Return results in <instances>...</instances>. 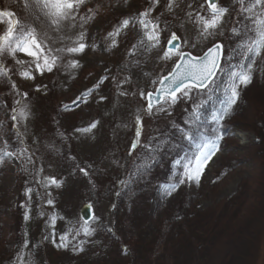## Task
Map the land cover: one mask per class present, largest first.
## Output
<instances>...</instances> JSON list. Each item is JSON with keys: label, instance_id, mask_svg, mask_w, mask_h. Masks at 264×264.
Instances as JSON below:
<instances>
[{"label": "rangeland", "instance_id": "1", "mask_svg": "<svg viewBox=\"0 0 264 264\" xmlns=\"http://www.w3.org/2000/svg\"><path fill=\"white\" fill-rule=\"evenodd\" d=\"M104 1L87 0L85 3L87 6L94 7V3L97 2L104 7L94 9L95 18L85 24L84 29L79 27L80 15L87 17L91 13L87 10L80 12L77 16V27L72 29L71 33H65L74 37L78 32L87 30L85 43L94 42L95 50L88 48L79 56L63 54V59L59 61L61 67L58 71L61 82L59 99L60 104L67 111L63 125H67L68 122L72 124L73 151L77 159L81 161L77 160L76 163L75 159H70L67 165H62V160L53 154L51 145L47 142L51 137L46 135V129H43L44 118L38 117L41 102L39 99L49 95L47 82L53 71L58 68H54L52 72H45L41 76L34 71L35 65L17 64L20 72L31 71L36 77L35 80L23 79L19 72V79L24 82L27 89H33L38 97L33 94L34 98L29 105L17 111L11 110L5 113L7 118H11L13 113L17 115L20 130L25 135L27 143L35 149L34 152L39 159L36 178L46 197L45 206L52 214V221L46 227L44 236L52 243L56 253L52 259L58 264H76L83 258L89 261H105L108 264L118 262V257L115 254L113 256L114 251L109 248L107 251L105 248L107 243L102 240V234L104 230L112 229L115 224L113 216L115 205L119 194L129 184L127 170L136 159L137 148L143 145L147 138H152L157 133L169 132L171 140L167 147L168 152L163 162L158 164L150 174L143 190L141 192L139 190L134 196L135 190L141 186L139 184L132 192L133 195L127 198L125 209L120 212L121 216L134 214L136 226L141 229L146 228L152 218V212L158 206L168 210L186 199H191L196 211L200 212L218 206L223 200L233 197L239 192V187L249 179L264 182V165L260 163L259 158L249 157L254 155L258 140V135L251 128L255 118L254 113L251 112V124L249 122L251 117L234 118L229 129L224 130V127H220L219 134L214 122L221 116L220 113L231 95L230 89L234 82L230 73L240 70L237 67L240 62L231 60L240 49L238 46L229 56L228 65L218 75L208 102L202 101L203 94L197 90L194 92L192 89L187 96L179 94V98L171 106L160 105L153 108L149 114L145 111L147 99L141 98L140 95L142 91L145 96L148 92L155 91L160 79L171 72L178 59V57H173L172 60L159 59L171 35H167L163 30L164 20L168 23L165 26H168L171 33L175 32L183 40V51L202 55L207 48L226 39L228 33H234L235 24L241 17V6L236 0L219 1L217 6L224 7L228 11L216 33L206 38L200 35L199 26L195 23L197 14L206 18L209 16L207 5L201 7L203 0H176L171 11L167 10L168 0H158L150 15L145 16V20L158 23L162 29L159 48L151 52L143 48L133 49L132 45L143 39L139 13L152 7V4L147 7L141 0H120L108 5ZM7 3L10 4L7 9L15 11L17 18L23 20L27 14L22 13L15 3L6 1ZM245 6H247V0ZM255 11L257 13L264 11V6ZM189 13L192 14L191 18ZM125 18L133 19H130L128 27L123 28L116 36L118 47L105 51L104 47L110 41L104 40V35L113 31L116 23L119 26L120 21ZM252 19L255 17L253 16ZM185 40H187L186 46ZM69 43L66 41L64 46ZM54 47H61V45L58 43ZM263 54L262 50L261 55L255 57L256 64L253 68H258L259 72L264 67ZM17 59L31 60L22 53L17 54ZM73 59L79 61L82 67L69 69L64 66ZM244 63L247 66L248 61ZM104 76L107 79L91 94L86 95L82 101L74 103L78 96L97 85L100 78ZM126 77L130 79L126 80ZM153 81L156 83H152ZM37 86L41 87L40 91H36ZM244 87L241 85L237 89L238 96L244 95ZM121 92L126 94L121 95ZM161 107L166 108L167 111H160ZM20 112H24L26 116L21 118ZM137 116L140 117L141 131L139 143L133 148L137 140ZM192 118H197L196 120L202 124L206 121L210 127L207 131L195 128L188 124ZM93 122H96V127L91 132L77 131V129L88 127ZM211 144L218 145L219 150L204 168L199 184L188 181L186 167H192L195 157L202 151H206V146ZM6 153L11 152L6 151ZM6 157L10 169L0 185L2 184L3 192L7 193L4 201L10 208L15 207L18 201L16 173L23 168V163L20 151ZM74 164H79L78 172L73 168ZM81 169H84L87 175ZM46 178H55L63 183L59 188L55 185L45 187ZM180 179H185V183L180 184L176 191L168 195L167 189L178 184ZM49 200L52 201L51 204L48 203ZM84 204H93L96 208L95 220L87 225L91 235H85L82 230L84 221L81 219L80 211ZM256 216L260 226L258 228L259 249L254 264H264V204ZM53 217H55L54 224ZM69 229H71L70 233ZM65 235L68 237V246L66 249L59 248L58 245L65 243L61 240V237ZM80 248L84 250L81 252ZM223 253L224 248L219 251V256L223 257ZM18 262L20 264V261Z\"/></svg>", "mask_w": 264, "mask_h": 264}, {"label": "trees", "instance_id": "2", "mask_svg": "<svg viewBox=\"0 0 264 264\" xmlns=\"http://www.w3.org/2000/svg\"><path fill=\"white\" fill-rule=\"evenodd\" d=\"M6 1L9 2L0 0V10L8 8L10 4H6ZM115 1L120 0L104 2L110 5L115 4ZM141 2L147 7L151 4V0ZM94 5L92 7L84 4L80 12L104 7L97 2ZM240 16L234 28L239 35L228 33L223 40L226 57L243 42L250 43L249 37L254 35L250 31L255 27L251 19H246L248 16L246 14ZM165 22L164 20L163 30L170 35L171 30L165 26L168 24ZM117 25L118 23L115 26ZM6 27V24H0V30ZM242 51L238 49L233 57L235 61L241 62ZM228 62L227 59L223 68ZM3 63L6 68L12 70L9 71L8 77H0V158L3 159V163L0 164V182L8 175L10 169L8 158L3 155L6 151L11 153L20 151L23 168L16 173L19 194L15 207L8 208L4 201L7 193L3 192L2 184L0 185V264H19L18 261L20 264H58L52 259L56 255L55 249L44 236L46 227L52 221V214L45 206L46 197L36 178L39 159L34 152L35 149L27 143L25 135L22 134L17 115L13 113L17 117L14 121L13 115L7 118L5 114L7 111L11 112L14 109L17 111L29 105L36 94L33 89H27L24 82L19 79L20 70L15 61L9 57L5 58ZM59 68L53 71L51 78L49 77L51 80L48 79L49 95L39 99L41 102L38 117L45 120L43 129H46V135L51 137L47 142L51 145L53 154L62 160V165H67L70 159H75L76 163L77 160L79 162L81 160L77 159L73 151L72 124L68 122L67 125H63L67 111L59 99L61 92ZM262 69L259 72L258 68H253L252 82L244 87V95L238 96L233 104L227 102L215 126L217 133L220 127L227 130L234 118H249L253 112L256 119L253 118L251 124V117L249 122L258 135V140L254 155L249 157L259 158L260 163L264 165V67ZM13 83L16 85L15 89L12 87ZM215 84L207 91L199 92L204 95L202 101L208 102L211 99ZM196 119L192 118L188 124L207 131L210 125L206 121L202 124ZM169 140L171 139L168 131L157 133L154 137L147 138V141L137 148L136 159L127 170L129 184L121 191L115 205L113 230L107 228L103 234V229L101 231L102 240L107 243L105 245L107 251L108 248L114 251L113 256L115 254L118 257L116 264H254L259 249L260 226L256 220V213L260 212L264 204V182L249 179L239 187V192L233 197L200 212L196 211L191 199H186L168 210L158 206L152 212V218L144 229L136 226L134 214L121 216L120 212L125 209L127 198L133 195L132 192L139 184L141 186L135 190L134 196L139 190L141 192L152 171L163 162L168 152ZM74 166L78 172L79 164ZM29 189L30 192L27 191ZM25 215L28 219H25ZM222 248L223 257L219 256ZM104 262L83 258L76 264H108Z\"/></svg>", "mask_w": 264, "mask_h": 264}, {"label": "snow or ice", "instance_id": "3", "mask_svg": "<svg viewBox=\"0 0 264 264\" xmlns=\"http://www.w3.org/2000/svg\"><path fill=\"white\" fill-rule=\"evenodd\" d=\"M9 2L15 3L21 12L27 15L21 20L17 18V13L15 11L7 9L0 10V24L7 25L5 29L0 30V77H8L9 71L12 70L4 66L3 60L5 58L10 57L16 64L20 65H24L25 63L35 65L34 71L43 76L45 72H52L54 68L60 67L59 61L63 59V54L79 56L88 48L95 50L96 44L94 42L90 41L85 43L86 36L88 35L87 30L78 32L74 37L65 34L66 32L71 33L72 29L77 27V16L80 14L81 6L84 5L87 0H9ZM236 2L241 6V15L244 13L250 14L245 18L251 19L255 27L250 29L254 34L252 37H249L251 42L238 45V48L243 50L242 60L237 65L240 70L230 73L234 83L230 89L231 95L229 97V104L235 103L239 95L237 89L241 85L246 87L251 83L253 67L256 64L255 57L260 56L261 51L264 50V11L259 13L255 11L257 8L264 6V0H247V6H245L246 0H236ZM156 3H158V0H151L152 7L139 13V25L143 31V39L133 44V49L143 48L151 52L153 49L159 48L160 32L162 29L158 23L152 20H145V16L150 15ZM174 4H176V0H168L167 10L171 11ZM204 5L208 7L209 16L206 18L197 14L195 23L199 26L198 30L200 35L206 38L216 33V30L221 26L223 18L228 10L224 7H218V0H203L201 7L203 8ZM189 7H191V5H189ZM88 12L91 13V15L87 17L80 15L79 27L81 29H84V25L95 18L93 9H88ZM188 15L191 18L192 14L189 13ZM253 16L255 19H252ZM130 19L133 18L121 20L119 26H115L113 31H109L104 35L103 39L110 41V43L104 47L105 51L118 47L116 36L121 33L123 28L128 27ZM38 29L40 30L38 31ZM233 32L239 35L236 29H233ZM66 41L70 43L64 46ZM58 43L61 47H54ZM184 45H187V40L184 41ZM129 51L131 52V50ZM220 52L221 45L217 43L209 48L204 56H192L191 53L182 50L180 37L175 32L171 33L170 38L167 40V46L159 59L172 60L173 57H178V59L175 61L172 71L168 75L163 76L159 81L160 84H164L165 81H167V86L157 88L155 92L147 93V96H145L143 91L140 93L141 98L148 100L145 111L151 114L156 104H168L171 106L179 98L177 93L187 96L193 88L206 89L210 83L214 82V78L219 70L220 66L218 61ZM18 53L30 57L31 60L24 61L17 59ZM244 61H248L247 66ZM64 66L69 69L82 67L79 61L75 59L68 61ZM145 75H147V73H145ZM20 76L23 79H36V77L32 75V72L27 70L20 72ZM106 79V76L101 77L97 85L88 89L85 93H82L81 96H78L74 103L82 101L86 95L91 94V92ZM127 79L130 78L126 77V80ZM235 81H238V83H235ZM152 83H156V81ZM12 87L15 89L16 85L13 83ZM44 87L46 88L47 86L45 85ZM40 90L41 87L37 86L36 91ZM120 94L125 95L126 93L121 92ZM65 107L67 108V106ZM159 110L167 111V109L163 107ZM13 111H15V109ZM19 115L21 118L26 116L24 112H20ZM12 119L15 121L17 117L13 115ZM136 124L137 140L133 144V148L139 143L141 131L139 116L136 118ZM95 127L96 122H93L88 127L77 129V131L89 133ZM206 149V151H202L195 157L192 167H186V179L188 181H194L197 185L200 182V177L203 175L204 168L207 167L219 150L216 144L206 146ZM3 155L11 156L13 153H4ZM2 163L3 159L0 158V164ZM81 171L87 175L84 169H81ZM62 183L63 181H57L55 178H46L44 186L55 185L59 188ZM183 183H185V179H180L178 184L172 185L167 189V194L171 195L177 190L179 185ZM27 191L30 192L31 189ZM48 203L51 204L52 201L49 200ZM89 211H91L90 206ZM25 219H28L27 215H25ZM54 222L55 217H53V224ZM87 225L88 220L85 219L82 230L85 235H91L92 233L89 231ZM70 232L71 229H69V233ZM77 234H79V232H77ZM61 240L65 241V243L58 245V247L66 249L68 246L67 235L62 236ZM25 247H27V245H25ZM83 250V248L79 249L81 252Z\"/></svg>", "mask_w": 264, "mask_h": 264}, {"label": "water", "instance_id": "4", "mask_svg": "<svg viewBox=\"0 0 264 264\" xmlns=\"http://www.w3.org/2000/svg\"><path fill=\"white\" fill-rule=\"evenodd\" d=\"M181 41V40H180ZM217 44V43H216ZM218 44H220L221 45V52H220V56H219V66L221 67V61H220V59H221V57H222V55L224 54V49H223V44L222 43H218ZM190 53V52H189ZM192 55V54H191ZM192 56H195V55H192ZM197 57H201V56H197ZM219 67V68H220ZM218 72V71H217ZM215 79V78H214ZM168 85V82L167 81H165V83L164 84H160V86H159V88H163V87H165V86H167ZM178 94V93H177ZM157 105V104H156ZM89 206H90V208H91V211H89ZM81 214H82V217H83V219H87L88 221H91L92 220V218H93V216H94V214H95V210H94V208L91 206V205H84L83 207H82V210H81ZM91 217V218H90Z\"/></svg>", "mask_w": 264, "mask_h": 264}, {"label": "bare ground", "instance_id": "5", "mask_svg": "<svg viewBox=\"0 0 264 264\" xmlns=\"http://www.w3.org/2000/svg\"><path fill=\"white\" fill-rule=\"evenodd\" d=\"M219 1H220V0H218V3H219ZM170 36H171V35H170ZM170 36L168 37V39L170 38ZM178 36H179V35H178ZM179 37H180V36H179ZM168 39H167V40H168ZM180 40H181L180 43H181V46H182V45H183V40L181 39V37H180ZM166 46H167V45H166ZM212 46H213V45H212ZM212 46H210L209 48H211ZM209 48H207L205 52H207ZM232 53H233V52H232ZM204 54H205V53H203L201 56H204ZM230 55H231V54H229L228 57H226V51H225V53L222 55V57H221V59H220V61L222 62V63H221V67L219 68V70H218V72H217V75L215 76V79H214V82H213V83H210L209 86H208L206 89L193 88V91H194V92H196V90L199 91V92H200V91H207V89H208L209 87H211L214 83H217V82H215V80L217 79L218 75H220V73L222 72L221 70L223 69V68H222V67H223V64H224V62H225L227 59L229 60V56H230ZM231 60H232V61H235L234 58H231ZM171 71H172V70H171ZM159 86H160V83H159ZM159 86H158L157 88H159ZM152 92H155V91H152ZM178 94H181V93H178ZM158 106H160V104H157V105H156V107H158ZM221 113H222V112H221ZM221 113H220V115H221ZM221 116H222V115H221ZM221 116H219V118H218L217 120H215L214 122L218 121V120L221 118ZM214 122H213V123H214Z\"/></svg>", "mask_w": 264, "mask_h": 264}]
</instances>
